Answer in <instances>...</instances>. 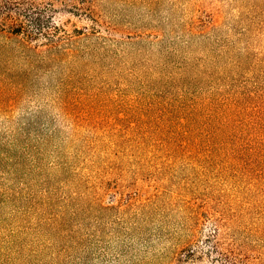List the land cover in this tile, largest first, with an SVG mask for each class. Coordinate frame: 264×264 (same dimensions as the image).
<instances>
[{
	"label": "rangeland",
	"instance_id": "374dc122",
	"mask_svg": "<svg viewBox=\"0 0 264 264\" xmlns=\"http://www.w3.org/2000/svg\"><path fill=\"white\" fill-rule=\"evenodd\" d=\"M27 6L41 52L0 33V264H264V0Z\"/></svg>",
	"mask_w": 264,
	"mask_h": 264
},
{
	"label": "trees",
	"instance_id": "16d2710c",
	"mask_svg": "<svg viewBox=\"0 0 264 264\" xmlns=\"http://www.w3.org/2000/svg\"><path fill=\"white\" fill-rule=\"evenodd\" d=\"M36 1L37 0H0V33L10 39H14V37L18 38L20 34H24L21 38H18L17 45L25 51L31 50L41 52L37 50V46L27 42H29V39H38V33L44 34L43 22L40 17H33L35 25L38 28V33L36 34L27 29L21 17L26 14L24 13V11L27 10L25 5H28V10H31L34 8Z\"/></svg>",
	"mask_w": 264,
	"mask_h": 264
}]
</instances>
